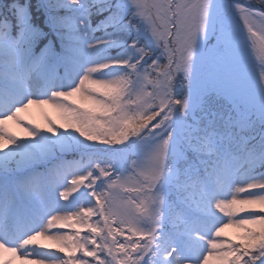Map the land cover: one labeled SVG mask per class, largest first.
<instances>
[{
    "label": "snow or ice",
    "instance_id": "snow-or-ice-1",
    "mask_svg": "<svg viewBox=\"0 0 264 264\" xmlns=\"http://www.w3.org/2000/svg\"><path fill=\"white\" fill-rule=\"evenodd\" d=\"M0 264H264V0H0Z\"/></svg>",
    "mask_w": 264,
    "mask_h": 264
},
{
    "label": "rangeland",
    "instance_id": "rangeland-1",
    "mask_svg": "<svg viewBox=\"0 0 264 264\" xmlns=\"http://www.w3.org/2000/svg\"><path fill=\"white\" fill-rule=\"evenodd\" d=\"M47 111L52 114V115H56L55 111L52 109H47ZM31 114L33 116V118L37 119L38 122L43 123L44 122V112L43 110L39 109V108H33L31 110ZM229 232H233V234L236 232L235 229H228Z\"/></svg>",
    "mask_w": 264,
    "mask_h": 264
},
{
    "label": "trees",
    "instance_id": "trees-1",
    "mask_svg": "<svg viewBox=\"0 0 264 264\" xmlns=\"http://www.w3.org/2000/svg\"><path fill=\"white\" fill-rule=\"evenodd\" d=\"M230 233V232H229ZM231 234H233V233H231Z\"/></svg>",
    "mask_w": 264,
    "mask_h": 264
}]
</instances>
